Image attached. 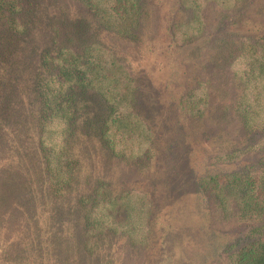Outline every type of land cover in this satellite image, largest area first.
<instances>
[{"label":"rangeland","instance_id":"1","mask_svg":"<svg viewBox=\"0 0 264 264\" xmlns=\"http://www.w3.org/2000/svg\"><path fill=\"white\" fill-rule=\"evenodd\" d=\"M76 14L78 22L69 23L74 32L91 31L92 40L113 48L136 78L138 106L152 130L151 155L135 164L116 157L100 136L107 107L93 99L74 125L80 160L76 180L55 199L46 197L42 170L21 142L10 165L0 161V264H106L108 259L114 264H229L230 246L250 240L253 227L264 220L223 219L198 180L264 166V150L249 148L261 132H247L230 108L224 109L231 101L216 82L211 81L203 117H188L179 99L221 68L232 39L246 35L264 42V0L238 2L230 9L209 2L202 35L179 49L165 34L166 22L188 16L177 0H145L140 28L131 37L106 32L79 6ZM67 23H61L63 32H68ZM100 181L115 192L148 194L153 212L144 245L109 232L93 255L86 252L78 199ZM263 234L264 228L254 236Z\"/></svg>","mask_w":264,"mask_h":264},{"label":"trees","instance_id":"2","mask_svg":"<svg viewBox=\"0 0 264 264\" xmlns=\"http://www.w3.org/2000/svg\"><path fill=\"white\" fill-rule=\"evenodd\" d=\"M144 1L0 0V161L10 165L18 157L21 142H26L42 170L47 198L63 197L76 180L80 160L74 149V125L78 112L87 114L93 99L107 107L100 136L116 157L135 164L151 155L152 130L138 106V84L129 66L113 48L92 40L91 31L74 32L69 24L78 22L79 6L106 32L135 36ZM177 1L188 16L183 21L166 22L165 34L179 49L202 35L209 2L230 9L247 0ZM64 21L68 32H63ZM231 44L221 68L182 94L179 105L188 117H203L209 105V87L216 82L231 101L224 109L230 108L247 132H261L249 146L261 151L264 42L239 35ZM25 138H31L34 146ZM198 183L214 199L215 210L223 219L264 220V166L204 175ZM152 206L145 191L115 192L100 181L90 195L78 199L86 252L93 255L109 232L122 234L133 245H144ZM262 228L264 223L255 225L250 240L230 246L229 264H264V234L254 236ZM106 264L114 262L108 259Z\"/></svg>","mask_w":264,"mask_h":264}]
</instances>
